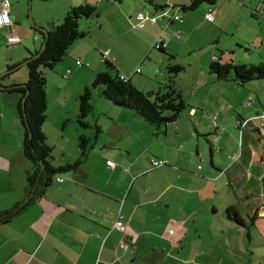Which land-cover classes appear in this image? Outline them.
Listing matches in <instances>:
<instances>
[{
  "label": "crops",
  "instance_id": "1",
  "mask_svg": "<svg viewBox=\"0 0 264 264\" xmlns=\"http://www.w3.org/2000/svg\"><path fill=\"white\" fill-rule=\"evenodd\" d=\"M9 1L12 25L0 30V48L13 52V57L10 55L4 59L0 74L39 52L44 43L45 39L33 25L32 30L25 26V7L30 1L36 24L48 31L60 23L71 8L89 4L97 9L96 17L81 23V29L87 35L70 47L64 64L46 71L48 106L53 88L60 95L55 106L68 99L63 94L69 88L72 90L70 98L77 101L89 88V80L86 83L80 80L83 76L81 67L90 68L85 71L87 79H95V74L104 71L99 61L101 56L104 63V53L109 54L107 60L113 62L120 75L127 76L140 90L151 85L148 81L152 61L165 62L164 56L154 53L155 42H164L165 52L176 60L185 47L188 51H195L189 49V45L197 44V29L200 27L218 30L241 14H264V0H217L215 5L202 4L195 10L181 9L193 0H154V5L145 0ZM12 2L18 5L13 6ZM156 7L165 9L157 10ZM164 11L168 12L167 15L157 23L146 21L143 28L138 27L140 13L151 17ZM208 11L214 14L213 22L205 19ZM174 15L181 16L183 22L174 20ZM10 36L18 37L21 42L8 45ZM250 47L248 45L247 49ZM216 50L218 47L207 52L208 59L211 55V63L221 59L215 54ZM77 60L84 64L77 65ZM139 64L148 65V76L142 74ZM28 79L25 73L20 77L6 75L0 79V214L35 197L8 223H0V264H181L182 238L186 236L182 235L184 226L177 230V225L168 221L163 228L152 227V212L165 201L168 190L177 189V183L172 177L160 181L154 177L149 181V167L159 158L152 159L154 156H151L148 141L153 133L145 119L133 110L116 105V109L111 107L125 118L124 124L109 127L111 137L108 141H104L100 134L95 137L92 131L87 137L90 141L87 156L79 168L64 172L63 176L53 178L48 186L43 187L40 178H30L34 174L33 165L24 154L25 129L19 111L22 94L5 90L23 85ZM61 114L65 119L71 112ZM44 131L49 143L52 139ZM77 133L81 135L79 130ZM64 139L62 144L53 141L60 153L57 158L52 154L55 167L73 164L81 157L79 142L68 155V142ZM108 147L119 152L117 158L112 153L97 151ZM161 153L160 160L167 163L164 167H170L169 160L165 159L176 162L177 155L173 158L170 152L164 150ZM107 161H114V167L108 166ZM158 182L159 187L156 186ZM136 184H139L137 189L134 188ZM119 217L126 225L125 232L116 228Z\"/></svg>",
  "mask_w": 264,
  "mask_h": 264
},
{
  "label": "rangeland",
  "instance_id": "2",
  "mask_svg": "<svg viewBox=\"0 0 264 264\" xmlns=\"http://www.w3.org/2000/svg\"><path fill=\"white\" fill-rule=\"evenodd\" d=\"M31 4L26 5L24 17L29 30L33 23L36 24ZM85 21L88 20L82 23ZM197 30V44L189 45V49L195 51L185 47L176 60L170 58L167 51L154 50L160 57L164 56L165 62L152 61L148 81L151 85L140 89L145 93L158 92L164 84L161 89L164 93L165 85L171 83L186 103V109L177 121L160 127L149 125L153 133L148 141L152 159L160 160L164 150L173 158L177 155L176 162L165 159L169 160L170 167H160V170H152V164L149 167V181L154 177L158 181L172 177L177 183V189L168 190L165 201L152 212V227L163 228L168 221L177 225V230L184 226L182 235L186 236L182 238L181 264H264V79L240 84L231 74L227 80H219L210 72L211 55L209 59L207 55L208 51L218 47L215 54L221 57L222 64L263 63L264 14H241L218 30L209 27ZM248 45L252 47L247 49ZM12 53L0 48V65L5 58L13 57ZM99 61L103 64V72L108 71L101 56ZM168 62L182 66L184 70L178 74L169 73ZM62 64L64 62L56 66ZM144 65L139 64L138 68L148 76V65ZM81 68L83 76L80 80L85 83L89 80L88 86L92 89L93 110L85 119L89 125L85 128L78 123L80 96L77 101L70 98L72 90L69 88L63 94L68 99L55 106L60 95L53 88L46 120L51 130L45 122L43 131L45 129L52 139L48 144L53 148L55 158L60 153L53 141L62 144L65 138L69 155L82 134L88 137L93 131L95 137L100 134L108 141L111 137L109 127L125 122L119 112L111 109L115 104L103 97L102 88L93 87L96 78H86L85 71L90 68ZM24 73L29 78L27 66L11 76L20 77ZM66 111L71 114L62 119L61 113ZM89 144L88 139L87 146ZM97 151L112 153L116 158L119 155L111 147ZM138 186L136 184L134 188ZM156 186H160L159 182ZM236 218L238 222L234 220Z\"/></svg>",
  "mask_w": 264,
  "mask_h": 264
},
{
  "label": "trees",
  "instance_id": "3",
  "mask_svg": "<svg viewBox=\"0 0 264 264\" xmlns=\"http://www.w3.org/2000/svg\"><path fill=\"white\" fill-rule=\"evenodd\" d=\"M145 2L150 5L155 4L154 0H145ZM216 2L217 0H193L187 6H182L181 9L195 10L202 4L215 5ZM156 8L162 11L165 9L164 7ZM162 13L151 16V18L160 16ZM94 16H97V9L93 5L86 4L71 8L64 19L55 25L52 30L48 31L46 46L41 55L27 64L29 70V80L26 83L27 88L5 89L8 92H19L22 94V99L19 102V111L22 116V125L25 129L24 154L33 165L34 174L30 178H35V180L40 178L43 187L48 186L53 178L57 177V174L74 171L79 168L87 156L88 138L81 136L79 138L80 159L66 166H53V148L47 142L43 127L47 119L48 108L46 71L47 69H53L58 63L63 62L67 57L70 47L76 41L86 37L87 33L81 29V23L83 20L91 19ZM34 30L39 32L44 39L46 38L43 32ZM165 48L166 46L159 49L153 47L154 50L161 52H165ZM103 61L108 67V71L99 73L96 76L93 87H101L103 97L113 102L116 106L133 110L142 116L149 125L159 127L177 121L186 109V103L183 100L181 92L175 90L171 83L165 85L166 91L164 93H162L161 89L158 92L145 93L138 90L130 80L125 81L121 79L122 75L117 71L113 62L106 59H103ZM14 67L16 65L10 66L9 69ZM43 68H45L44 71ZM168 70L169 73L178 74L184 68L179 65L169 64ZM210 72L211 74H215L219 80H227L231 74H234L237 82L247 84L254 80L264 79V62L249 65H237L233 62L222 64L221 59H219L210 64ZM28 92L29 94H27ZM24 97H26V118L24 117L23 109ZM92 110V89L86 88L80 96V114L78 116L80 126L87 128L88 124L85 122V119L92 113ZM258 120H260L259 117ZM34 199L35 197L30 199L28 203L17 204L11 210L0 214V223H8ZM235 214L237 215V212ZM234 220L238 222L237 218Z\"/></svg>",
  "mask_w": 264,
  "mask_h": 264
},
{
  "label": "built area",
  "instance_id": "4",
  "mask_svg": "<svg viewBox=\"0 0 264 264\" xmlns=\"http://www.w3.org/2000/svg\"><path fill=\"white\" fill-rule=\"evenodd\" d=\"M10 9H11V3L9 0H3L2 1V9L0 11V30L3 29L4 27H8L12 25V19L10 16ZM167 11H164L160 16L157 17H149L146 16L143 13H140L137 16V20H138V27L143 28L145 26V22L146 21H151L152 23H157L160 19H162L163 16L167 15ZM206 20H208L209 22H213L215 17L214 14L212 13V11H208L205 15ZM173 19L179 22H183V19L181 18V16L179 15H174ZM180 33L177 32V35H179ZM20 39L18 37L15 36H10L7 38V43L8 45H15L20 43ZM166 44L162 41H157L154 44V47L159 49L161 47H165ZM109 54L108 53H104L103 55V59H108ZM77 65H83L84 63L81 60H77ZM88 65V64H87ZM139 72V70H138ZM68 75L70 74V71L67 72ZM121 79L127 81L129 80L128 77H126L125 75L121 76ZM257 119V118H256ZM251 123V121H248V124ZM243 126V125H242ZM115 162L114 161H107V165L114 167ZM167 163L165 161H161V160H156L153 161V166L154 168H160V167H164L166 166ZM116 228L121 231V232H125L126 231V225L123 222V218L119 217V220L116 223ZM171 233H174V231L172 230Z\"/></svg>",
  "mask_w": 264,
  "mask_h": 264
},
{
  "label": "water",
  "instance_id": "5",
  "mask_svg": "<svg viewBox=\"0 0 264 264\" xmlns=\"http://www.w3.org/2000/svg\"><path fill=\"white\" fill-rule=\"evenodd\" d=\"M30 4H31V1H30ZM32 25H33L34 28H36V29L42 31V32L46 35V38H45V40H44V43H43V45H42L40 51L37 52V53H35V54L32 55L29 59H27L26 61L20 63V64L17 65L16 67L7 70V71L4 72L3 74H0V79L3 78L4 76L10 74V73H13L14 71H16L17 69H19L20 67L27 65V64H28L29 62H31L32 60L38 58V57L41 55V53L43 52V50H44V48H45V46H46V39L48 38V30H47L46 28H44V27H40V26H38V25H36V24H34V23H33ZM0 87L2 88L1 84H0ZM20 87H22V88H27V84H23V85H15V86L10 87V89H17V88H20ZM27 94H29V92H28ZM26 97H27V96H26ZM26 97L23 98V109H24V117H25V118H26V113H25V102H26Z\"/></svg>",
  "mask_w": 264,
  "mask_h": 264
}]
</instances>
